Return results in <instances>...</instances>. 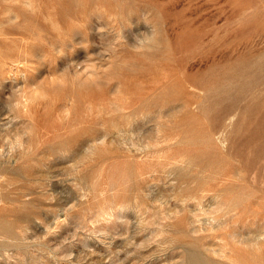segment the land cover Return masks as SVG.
Returning <instances> with one entry per match:
<instances>
[{"label": "rangeland", "instance_id": "374dc122", "mask_svg": "<svg viewBox=\"0 0 264 264\" xmlns=\"http://www.w3.org/2000/svg\"><path fill=\"white\" fill-rule=\"evenodd\" d=\"M192 250L264 264V0H0V264Z\"/></svg>", "mask_w": 264, "mask_h": 264}, {"label": "bare ground", "instance_id": "6f19581e", "mask_svg": "<svg viewBox=\"0 0 264 264\" xmlns=\"http://www.w3.org/2000/svg\"><path fill=\"white\" fill-rule=\"evenodd\" d=\"M37 21V20H36ZM68 33V32H67ZM53 34V33H52ZM52 37V36H51ZM109 40V39H108ZM94 86V85H93ZM72 87V86H71ZM75 87V86H74ZM83 88H84V86H83ZM82 88V89H83ZM74 89V88H73ZM87 89V88H86ZM90 89V88H89ZM84 90V89H83ZM91 90V89H90ZM145 90H146V88H145ZM88 91V90H87ZM139 91V90H138ZM142 91V90H141ZM82 92V91H81ZM86 92V91H85ZM147 97V96H146ZM148 99V98H147ZM150 99V98H149ZM149 99H148V101H147V103L149 102ZM151 100V99H150ZM142 101H145V100H143L142 99ZM142 103H144V102H142ZM150 103V102H149ZM25 105V104H24ZM27 107V106H26ZM25 111H26V109H25ZM30 112H31V110H30ZM159 127V126H158ZM202 226V225H201ZM212 230V229H211ZM165 232V231H164ZM235 236V235H234ZM223 252L224 253H222L223 254V256L222 257H228V258H230L231 259V257H230V255L229 254H227V252L225 251V250H223ZM189 258H190V263L189 264H205V261L206 260H203V256H201L200 255V253H198L197 251H194V250H192V252H190V256H189ZM207 259V258H206ZM207 261L209 262L210 260L209 259H207ZM232 262V261H231ZM210 263H212V262H210ZM188 264V263H187ZM209 264V263H208Z\"/></svg>", "mask_w": 264, "mask_h": 264}]
</instances>
